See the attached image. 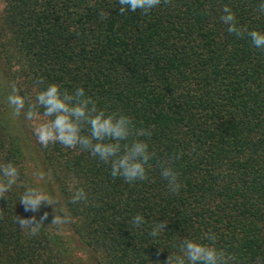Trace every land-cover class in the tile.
Returning <instances> with one entry per match:
<instances>
[{"label": "trees", "instance_id": "trees-1", "mask_svg": "<svg viewBox=\"0 0 264 264\" xmlns=\"http://www.w3.org/2000/svg\"><path fill=\"white\" fill-rule=\"evenodd\" d=\"M0 2V163L20 172L0 198V264H166L182 238L208 243L205 234L232 264H264V51L220 19L228 6L239 26L264 31V0H162L148 14L123 15L118 0ZM53 83L83 87L100 109L151 132L140 137L152 153L148 179L128 183L78 147L37 142L7 97L15 85L34 100ZM165 163L178 173V193L160 174ZM25 185L66 206L71 221L52 226L47 205L26 211ZM80 188L87 199L71 203ZM45 212L36 235L16 222ZM138 213L145 223L135 228Z\"/></svg>", "mask_w": 264, "mask_h": 264}, {"label": "clouds", "instance_id": "clouds-1", "mask_svg": "<svg viewBox=\"0 0 264 264\" xmlns=\"http://www.w3.org/2000/svg\"><path fill=\"white\" fill-rule=\"evenodd\" d=\"M118 3L121 5L122 15L126 11L138 10L148 14L160 6L162 0H118ZM163 3L168 4L170 0H163ZM259 11L264 13V2L260 3ZM222 12L220 19L227 25L230 34L237 37L246 36L255 48L264 51V31H250L239 26L235 13L228 6H225ZM7 101L15 116L23 112L25 119L31 122L37 142L43 147L47 148L49 144L55 143L70 149L78 147L90 153L93 158L109 164L113 177H122L128 183L148 179L146 166L152 158V153L149 151V144L140 137H150L151 132L136 129L131 118L126 115L100 109L97 102L86 95L83 87H77L74 92L69 93L53 83L38 91L35 99L31 100L20 95L19 89L13 85ZM160 174L168 181L169 190L178 193L181 186L174 168L165 163ZM36 175L40 180L44 178L42 173ZM19 176V169L14 163H0V198H4L6 193L12 190ZM86 199V192L80 188L74 191L70 202L75 204ZM19 203L26 211L33 213L39 212L43 205L51 206L55 213L52 226L62 227L71 221L67 207L57 208L59 202L38 186L25 185ZM47 216L48 213L45 212L39 222L35 216L30 219L16 217V222L21 229H27L30 235H36ZM130 223L133 227L140 228L145 220L138 213ZM166 227V221L157 222L149 234L156 237ZM204 239L208 243L182 238L178 253L170 254L166 264H232L234 257L224 249L216 247L214 234H205Z\"/></svg>", "mask_w": 264, "mask_h": 264}, {"label": "rangeland", "instance_id": "rangeland-1", "mask_svg": "<svg viewBox=\"0 0 264 264\" xmlns=\"http://www.w3.org/2000/svg\"><path fill=\"white\" fill-rule=\"evenodd\" d=\"M2 9H3V4L0 2V16L2 13ZM26 173L27 175L30 177V179H32L34 182L36 183H41V180L38 179L37 177V173H40L39 170L35 167V165L33 163H28L26 166Z\"/></svg>", "mask_w": 264, "mask_h": 264}]
</instances>
